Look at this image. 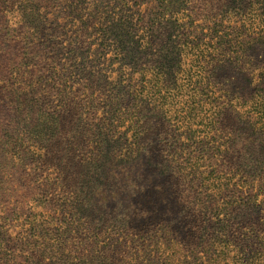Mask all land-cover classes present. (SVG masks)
Instances as JSON below:
<instances>
[{"label":"trees","instance_id":"trees-1","mask_svg":"<svg viewBox=\"0 0 264 264\" xmlns=\"http://www.w3.org/2000/svg\"><path fill=\"white\" fill-rule=\"evenodd\" d=\"M80 1L52 22L32 7L4 42L12 123L46 102L75 114L78 139L24 126L19 150L2 146L0 198L9 155L30 233L13 245L2 217L0 245L36 257L47 213L90 201L92 235L53 264H264V0Z\"/></svg>","mask_w":264,"mask_h":264},{"label":"rangeland","instance_id":"rangeland-1","mask_svg":"<svg viewBox=\"0 0 264 264\" xmlns=\"http://www.w3.org/2000/svg\"><path fill=\"white\" fill-rule=\"evenodd\" d=\"M87 2V0L80 1L82 9L87 8ZM32 7H36L39 10V17L41 19H48L49 22L54 21L67 11V9H65L64 0H0V78L7 79L10 77L8 75V70L7 72L4 70L3 62L7 61V59H12V55L15 54L14 51L9 48L15 45L13 44L14 42L4 45L8 37V30H12L10 34L20 32L25 22L37 17L32 12ZM46 11L47 17L44 15ZM2 85L3 83L0 82V86ZM74 115L75 114L71 110H55L52 108L51 104L44 102L36 106L31 112L25 114L19 122L21 126L18 127V124L14 125L12 123L14 120V113L9 112L4 106V103L0 102V152L2 146H5L9 153L19 150V145L13 140L16 137L14 134L22 130L24 126H30V128L38 130V132H40L38 133V137L43 145L65 142L73 147L78 139L76 129L73 125H70ZM8 159H10L9 155L3 157V163L6 168L5 181L7 190L3 193L2 198H0V219L2 217H8L5 222L9 230L7 239L9 241L11 240L13 245L15 244L17 247H21L23 243L21 240L25 242L26 239H23V237H27L30 233L27 232V230L30 229V226L27 225V222L30 221L28 218L29 198L23 199V196H27L26 186H23L24 183L21 184L15 181L16 171L11 169V163ZM34 176L36 175L34 174ZM26 182L29 183L30 179L26 180ZM95 203L96 202L88 201L87 206L89 210L86 209L85 212L82 213L69 211L71 213L70 215H64L61 212L54 215L53 212H48L47 219L51 222L54 220L55 224L51 229L52 232L50 229L45 228L51 236V240L49 241L51 246L47 247L49 250L46 247H40L42 249L36 253V257L32 256L29 251L23 254H19V252L14 253L12 250L6 252L7 249L10 250L12 248V245L5 242L3 245H0V250L4 252L0 255V258H3L0 264H27L25 261L29 258L32 262H42L44 264L65 262V259L75 255L76 251H73V248L78 247L79 250L77 251L83 250L84 242H81L83 241L82 239L86 238L89 234L92 235L94 226L92 222L96 221L93 212L96 210L94 208L98 206ZM39 210H41V208H39ZM84 223H86L87 226H82ZM69 228H77L76 230H78V232L72 230L71 237H68L66 232ZM85 228L86 232L84 231ZM1 238H6V234L3 233ZM85 240L86 239H84V241ZM32 243H35V240L32 241ZM5 252L9 256H6Z\"/></svg>","mask_w":264,"mask_h":264}]
</instances>
